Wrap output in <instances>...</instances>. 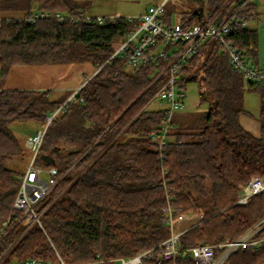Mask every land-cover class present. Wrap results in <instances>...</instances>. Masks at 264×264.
Here are the masks:
<instances>
[{"label":"trees","instance_id":"trees-1","mask_svg":"<svg viewBox=\"0 0 264 264\" xmlns=\"http://www.w3.org/2000/svg\"><path fill=\"white\" fill-rule=\"evenodd\" d=\"M192 1L167 8V0L166 23L174 16L185 26L213 15L220 21L238 0ZM84 2L25 0L22 15L0 19V83L14 66L61 63L90 68L76 100L53 118L41 148L55 158L60 178L39 208L43 228L34 223L20 235L23 228L16 224L0 244V264L26 257L57 260L56 251L78 264H115L119 257L158 251L170 235L164 220L168 202L203 213L180 234V251L234 240L260 225L258 233L264 236V194L252 195L246 205L236 203L241 187L253 176L264 179V84L246 80L219 41L211 40L180 79L184 90L189 82L198 83L208 109L190 116L176 111L169 133L173 140L161 155L160 136L154 131L161 128L165 113L147 105L167 80L169 59L131 67L124 58H111L137 23L121 17L104 23L26 18L37 10L78 14L86 9ZM248 9L254 11L256 4ZM227 38L258 63L257 29L244 26ZM246 84L260 95L257 132L240 120L246 115ZM51 93L0 88V221L15 215L13 204L24 173L10 163L21 164L30 154L12 124L37 120L43 125L49 112L70 95L51 99ZM37 163L52 166L40 157ZM146 263L197 264L181 253L160 261L154 255ZM223 264H264V245L254 251L238 248Z\"/></svg>","mask_w":264,"mask_h":264},{"label":"built area","instance_id":"built-area-1","mask_svg":"<svg viewBox=\"0 0 264 264\" xmlns=\"http://www.w3.org/2000/svg\"><path fill=\"white\" fill-rule=\"evenodd\" d=\"M166 1L163 0L158 4L151 5L146 12L135 15L112 14L104 16L91 15L86 13L85 10H80L78 14L37 10L26 16L30 21L36 18L53 17L59 21L81 19L86 22L97 21L99 23H104L107 20L113 21L115 18L121 17L137 23V27L127 34L125 40L121 42L111 58H124L131 67H139L158 59H169V63L165 68L168 70L167 80L155 95V98L164 103V123L159 130L154 131V136H160L158 150L161 155L169 142L173 140L169 133L174 127L172 122L174 113L188 106L186 92L180 87L183 70L211 40L217 39L219 41L221 50L226 52L232 67L240 72L246 80L256 84H264V69L259 68L244 57L242 51L235 46L232 40L227 38V35L234 30L247 25L250 16L253 14V11L248 8L255 3L254 0H238L233 12L220 21L214 18L215 15H213L208 16L203 22L188 26L183 25L179 20L171 24L166 23L164 19V4ZM89 78V76H85L82 85ZM81 86L77 87L72 96L58 109L47 115L46 122L40 129L25 138V146L30 152L29 160L27 168L22 174L20 187L14 200L13 210L15 215L0 221V244L10 235L16 224H21L23 228L20 235L34 223H38L43 228L39 208L60 178L58 177L59 169L55 165L46 168L39 165L37 160L40 157L50 123L60 109L76 100ZM79 99L83 100L82 97ZM257 193L264 194V179L260 176H253L247 184L241 187L236 203L246 205L249 198ZM164 212V220L170 230V235L161 243L160 250L153 251V249H150L132 256L119 257L115 264H147L148 257L156 255L158 261H160L162 258H175L179 253L183 256H192L197 264H223L238 248L254 251L264 245V236L258 233L263 227V225H260L251 228L234 240L226 239L216 244L203 243L180 251L177 246L179 236L188 228V225L182 226L183 223L189 222L190 225H194L203 218V213L187 212L181 206L171 202H168ZM12 245L13 243L9 245V248ZM56 254L57 260L26 257L15 260L11 264H78L66 261L57 251Z\"/></svg>","mask_w":264,"mask_h":264},{"label":"rangeland","instance_id":"rangeland-1","mask_svg":"<svg viewBox=\"0 0 264 264\" xmlns=\"http://www.w3.org/2000/svg\"><path fill=\"white\" fill-rule=\"evenodd\" d=\"M78 3L88 4L86 13L91 15H135L142 14L148 10L151 5L158 4L163 0H75ZM183 0H169L167 8L180 7ZM192 1V0H189ZM208 0H201L205 4ZM257 6V18L253 19L251 25L255 27L259 35L258 48V63L259 68L264 69V0H254ZM193 2V1H192ZM25 0H0V19L22 15L24 12ZM188 3V1H185ZM174 19L176 17L174 16ZM90 68L87 65L78 64H39V65H20L12 67L7 77L1 80L0 88L10 89H51V99H56L64 94H72V87L84 81L85 76H89ZM83 80V81H82ZM82 85V84H81ZM80 85V86H81ZM187 108L177 112L178 115L190 116L200 111L208 109L207 103H202L199 85L192 81L187 84L185 89ZM68 97V98H69ZM67 98V99H68ZM67 99L65 101H67ZM244 107L246 115H241L245 118L250 130L258 131L259 116H260V95L258 91L249 89L246 84V89L243 95ZM164 103L160 99H153L147 105L149 109L163 108ZM52 113V112H49ZM242 123V120H241ZM243 124V123H242ZM244 125V124H243ZM42 127L41 122L37 120H18L12 124V128L19 139L25 144V138ZM27 161L21 164L10 163L15 169H21L23 172L27 168ZM190 226L189 222L183 223L182 226ZM189 228V227H188Z\"/></svg>","mask_w":264,"mask_h":264},{"label":"crops","instance_id":"crops-1","mask_svg":"<svg viewBox=\"0 0 264 264\" xmlns=\"http://www.w3.org/2000/svg\"><path fill=\"white\" fill-rule=\"evenodd\" d=\"M255 4H256V3H255ZM257 10H258V9H257V6H256V9L254 10L255 12L253 11V13H254V17L251 18V19L248 21V23H247V25H246L247 27L252 28V29H255V27H253V26L251 25V22L253 21V19L257 18V16H258V15H257V13H258ZM23 13H24V12H23ZM23 13H22V14H23ZM207 13H208V12H207ZM17 16H18V15H17ZM177 20H178L177 18H176V19H173V22H175V21H177ZM250 61H251V60H250ZM251 62H252V61H251ZM83 79H84V78H83ZM82 81H83V80H82ZM82 83H83V82H82ZM82 83H81V84H82ZM81 84L77 85L75 88L72 87L71 92L74 91V89H76L77 87H79ZM206 110H207V109H206ZM244 117H245V116H244ZM244 117H242V119H241V120H242V123L244 124V126H248ZM247 128H248V127H247ZM255 132H257V131H255Z\"/></svg>","mask_w":264,"mask_h":264},{"label":"water","instance_id":"water-1","mask_svg":"<svg viewBox=\"0 0 264 264\" xmlns=\"http://www.w3.org/2000/svg\"><path fill=\"white\" fill-rule=\"evenodd\" d=\"M40 158L43 159L44 161L52 164V165H55L56 164V160L53 156H51L50 154H47V153H41L40 154Z\"/></svg>","mask_w":264,"mask_h":264}]
</instances>
